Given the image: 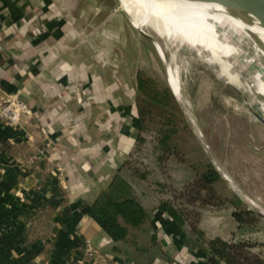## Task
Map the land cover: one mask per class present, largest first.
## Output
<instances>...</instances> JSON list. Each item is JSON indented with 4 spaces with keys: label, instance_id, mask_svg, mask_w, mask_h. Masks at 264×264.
<instances>
[{
    "label": "crops",
    "instance_id": "crops-1",
    "mask_svg": "<svg viewBox=\"0 0 264 264\" xmlns=\"http://www.w3.org/2000/svg\"><path fill=\"white\" fill-rule=\"evenodd\" d=\"M58 3L0 0V102L17 93L33 110L19 124L0 117V264H225L187 253L159 208L142 262L91 217L140 133L137 82L87 56Z\"/></svg>",
    "mask_w": 264,
    "mask_h": 264
},
{
    "label": "rangeland",
    "instance_id": "rangeland-1",
    "mask_svg": "<svg viewBox=\"0 0 264 264\" xmlns=\"http://www.w3.org/2000/svg\"><path fill=\"white\" fill-rule=\"evenodd\" d=\"M58 4L76 15L69 17V23L79 29L77 40L87 56L116 60L119 73L141 74L152 90L165 84L172 87L179 111L153 107L125 171L144 202L155 206L176 199L177 205L188 208L189 223L196 221L204 241L245 239L255 244L254 252L263 254L264 217L258 211H264V124L255 113H264V58L255 60L253 51L247 50L229 56L222 66L182 40L167 42L147 29L180 70L179 97L170 80L173 65L166 64L154 41L133 25L120 0H59ZM227 71L237 80L228 81ZM164 133L170 139L160 146ZM209 165L223 181L214 184L215 193L202 191L208 204H189L181 192L193 190L191 185ZM236 196L243 203L240 207L259 215L257 220L250 216L251 222L256 220L254 228H238L229 201ZM223 201L228 204L221 205Z\"/></svg>",
    "mask_w": 264,
    "mask_h": 264
},
{
    "label": "trees",
    "instance_id": "trees-1",
    "mask_svg": "<svg viewBox=\"0 0 264 264\" xmlns=\"http://www.w3.org/2000/svg\"><path fill=\"white\" fill-rule=\"evenodd\" d=\"M136 82L140 133L135 147L126 161L118 168L112 181L101 190L90 206L89 213L93 220L112 241L122 246L126 255L132 256L138 262H142L143 249L141 246L149 245L148 240L153 231L151 213L159 208L167 212L182 227L185 239L184 249L187 253L206 252L209 261H223L225 264H264V255L252 250L255 246L253 242L245 239L225 240L222 238L206 242L201 238L196 221L189 223L190 211L188 208L181 204L177 205L176 199L160 201L157 205L150 206L137 193L134 183L127 175L128 172L125 171L135 153L138 142L144 136L147 115L153 113V107L163 111L174 108L179 111V108L174 104V95L167 84L162 88L157 87L156 90H152L141 74L136 76ZM169 139L170 134L164 133L160 140V146H166ZM222 181L220 173L212 165H209L207 170L200 173L197 180L191 185L193 190L187 188L182 191L181 198L186 197L189 204H194L197 201L208 204L207 198L202 196V191L209 190L210 193H215L214 184ZM193 193L196 194L195 197L192 196ZM229 201L235 208L232 215L238 223V228L240 230L245 227L254 228L259 215L247 207H240V204L243 203L237 196ZM225 203L228 204L223 201L221 205ZM250 216L256 220L251 222ZM156 233L158 234V231ZM154 245H157V242H154ZM152 261L153 259L150 260V262Z\"/></svg>",
    "mask_w": 264,
    "mask_h": 264
},
{
    "label": "bare ground",
    "instance_id": "bare-ground-1",
    "mask_svg": "<svg viewBox=\"0 0 264 264\" xmlns=\"http://www.w3.org/2000/svg\"><path fill=\"white\" fill-rule=\"evenodd\" d=\"M120 2L135 27L146 33L149 32L147 29H152L167 42L182 40L200 50L201 54L209 55L211 62H218L224 66L223 61L229 56L242 55L247 50L253 51L255 60L264 58V29L256 20L250 17L246 19L220 3L206 0H120ZM155 46L162 55L158 45ZM167 64L173 65L171 61ZM179 71L173 65L170 80L179 97H182ZM228 73V81L237 80L235 74L231 71H227ZM261 115L264 117V113ZM254 204L257 209H261Z\"/></svg>",
    "mask_w": 264,
    "mask_h": 264
},
{
    "label": "water",
    "instance_id": "water-1",
    "mask_svg": "<svg viewBox=\"0 0 264 264\" xmlns=\"http://www.w3.org/2000/svg\"><path fill=\"white\" fill-rule=\"evenodd\" d=\"M206 1H213L220 3L232 9L233 11L237 12L246 19H249L250 17L256 20L259 23V25L264 29V0H206ZM139 30L148 38L152 39L155 44L158 45V48L162 53V55L161 54L160 55L162 56L166 64L169 63L170 60L168 58L167 51L163 43L154 36L143 31L141 28H139ZM255 116L264 124V117L261 114L255 113ZM258 213L264 217L263 212L258 211Z\"/></svg>",
    "mask_w": 264,
    "mask_h": 264
},
{
    "label": "built area",
    "instance_id": "built-area-1",
    "mask_svg": "<svg viewBox=\"0 0 264 264\" xmlns=\"http://www.w3.org/2000/svg\"><path fill=\"white\" fill-rule=\"evenodd\" d=\"M33 114L32 108L19 94H7L0 102V117L9 124H19L25 117ZM86 253L92 256L95 252L91 241L86 240Z\"/></svg>",
    "mask_w": 264,
    "mask_h": 264
}]
</instances>
